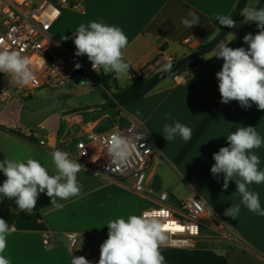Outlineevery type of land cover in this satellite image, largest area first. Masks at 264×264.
Masks as SVG:
<instances>
[{
  "label": "crops",
  "instance_id": "1",
  "mask_svg": "<svg viewBox=\"0 0 264 264\" xmlns=\"http://www.w3.org/2000/svg\"><path fill=\"white\" fill-rule=\"evenodd\" d=\"M81 10L63 8L61 15L53 23L50 34L56 42L80 62L90 63L87 56H76L73 43L74 33L80 24L91 21L120 27L128 37V47L124 57L135 72L151 73L161 71L172 58L188 55L199 45L211 40L217 33V15H229L237 0H77ZM249 5L255 6L251 0ZM258 8H264L262 2ZM193 11L199 17V25L186 27L182 20ZM244 20V19H243ZM237 22L224 40L231 41L229 47L247 48L243 37L255 35L259 29L255 22ZM234 34L232 36L231 34ZM67 37V39H64ZM212 52L192 71L161 81L141 100L123 106L111 105L109 109L84 108L91 104H70L64 99L73 90L77 97L91 94L97 79L106 76L102 70L82 74L85 81L66 85L62 99L57 98L58 109L47 113L35 125L23 121V110L35 94L52 91L55 88H41L27 97L15 94L0 115V161L5 158L38 160L55 174L51 153L57 149L66 151L77 160L75 142L83 138V125L91 121L100 132L126 125L129 117L140 120L156 145L157 153L151 170L150 185L156 190L166 191L173 202L184 199L190 191L198 193L206 202L208 214L201 226L202 238L197 248L209 249L222 255L229 264H264V217L250 212L241 204L239 215L232 219L224 212L231 205L240 204L234 181L227 189L223 188V174L213 177L211 167L215 163L213 154L221 147L228 146L226 136L239 126L256 127L264 137V110L255 104L245 109L237 101L221 103L216 73L220 71L223 60L212 57ZM81 75V74H80ZM107 75L113 76L109 73ZM7 84L12 88L16 82L10 76ZM167 81H170L169 83ZM110 92L131 84V75L122 80H109ZM100 86V85H99ZM89 87V88H88ZM102 87L100 86V91ZM84 91V93H83ZM88 91V92H85ZM60 94V93H59ZM76 98V97H75ZM71 100V99H70ZM72 101V100H71ZM95 102L92 105L104 103ZM115 115L118 121L104 120ZM171 115L192 129V137L184 142L180 137L168 142L163 137L165 123H172ZM109 124V123H108ZM16 126L17 129H13ZM32 130V136L27 132ZM172 145V147H169ZM174 151V152H172ZM260 157L261 170H264V145L253 150ZM187 154L184 164L175 156ZM94 160V158H93ZM78 163H80L77 160ZM81 164V163H80ZM83 168L77 174L82 191L79 196L58 200L62 208L51 206V198L41 193L33 212L18 210L15 198L0 199V218L16 231L7 236L4 255L10 264H71L72 256L89 258L100 253L101 244L108 238L107 223L130 215H141L149 204L121 182L107 176L94 174L91 168ZM182 178L189 190L178 191L175 178ZM6 179L0 172V185ZM259 193L261 207L264 208V183L249 186ZM213 208L214 215L210 213ZM52 233L51 245L44 248L41 233ZM76 233L77 244L69 249L66 234Z\"/></svg>",
  "mask_w": 264,
  "mask_h": 264
},
{
  "label": "clouds",
  "instance_id": "2",
  "mask_svg": "<svg viewBox=\"0 0 264 264\" xmlns=\"http://www.w3.org/2000/svg\"><path fill=\"white\" fill-rule=\"evenodd\" d=\"M240 15L244 17L242 23L255 22L259 29L255 35H244L243 41L248 47L232 48L228 46L231 41L220 40L208 59L216 57L223 60L220 71L216 73L221 103L237 101L245 109L255 104L259 110H264V8L246 4ZM188 17L191 18L182 20L186 27L199 25V17L195 12L190 11ZM215 20L228 28L237 26L231 14L217 15ZM73 43L75 55L87 56L97 73L100 70L106 75L111 73L116 80L128 77L130 63L125 60L124 52L129 41L120 27L96 21L88 25L80 24L74 33ZM171 69L172 64L166 63L161 71L170 72ZM0 72L21 86H28L35 80L29 57L16 50H0ZM167 119L172 120V123H165L163 127V137L168 142L177 136L184 142L191 140L190 127L175 121L170 114ZM142 139L144 137L140 136L134 140L119 131L109 134L105 147L111 163L117 167L126 164ZM226 140L228 146L221 147L213 154L215 163L210 171L213 177L223 174L224 189L234 181L241 200L240 204L227 208L224 215L235 219L243 204L250 212L264 217L259 193L249 187L264 183V170L258 167L260 157L253 151L264 145V137H261L256 127L239 126L226 136ZM51 157L55 174H49L45 166L32 158H5L0 161V172L6 177L0 185V199L15 198L18 210L27 214L33 212L41 193L51 198V206L57 209L63 207L58 200L79 196L82 186L77 174L83 166L71 159L68 152L59 149L53 151ZM210 213L214 215L213 208ZM107 228L108 238L100 246L98 264H166L161 248L168 246L169 238L156 213L130 215L127 219L120 217L109 221ZM15 231V225L9 226L5 219L0 218V264H10V259L4 253L7 236ZM71 264L91 262L84 256H72Z\"/></svg>",
  "mask_w": 264,
  "mask_h": 264
},
{
  "label": "built area",
  "instance_id": "3",
  "mask_svg": "<svg viewBox=\"0 0 264 264\" xmlns=\"http://www.w3.org/2000/svg\"><path fill=\"white\" fill-rule=\"evenodd\" d=\"M63 8L80 11L81 5L77 0H0V50H16L28 56L35 74V80L28 86L15 83L16 86L11 88L6 81L8 76L0 72V115L15 94L28 97L41 88H63L73 83L80 74L94 71L91 62L78 61L50 34L51 26ZM147 71L144 72L145 76L151 74L150 70ZM173 79L177 82L178 75H173ZM0 124L5 125L1 121ZM95 128L94 122L84 123V137L75 142L77 160L91 168L94 174L121 182L146 199L149 204L141 214L156 213L169 238L168 246L161 249H195L202 238L201 226L205 224L208 214L206 202L198 193L190 191L184 199L171 203L166 191L156 190L150 185L157 149L145 125L137 118L129 117L122 127L100 132ZM13 129H17L16 126ZM113 131L134 140L144 137L138 141L133 156L119 167L111 163L105 147V140ZM27 134L34 135L32 130ZM51 240L50 231L41 233L44 248L50 247ZM66 240L68 248L72 249L77 244L78 236L67 233ZM99 258L100 253L86 259L91 264H98Z\"/></svg>",
  "mask_w": 264,
  "mask_h": 264
},
{
  "label": "trees",
  "instance_id": "4",
  "mask_svg": "<svg viewBox=\"0 0 264 264\" xmlns=\"http://www.w3.org/2000/svg\"><path fill=\"white\" fill-rule=\"evenodd\" d=\"M251 0H237L234 9L231 11L232 19L239 22L244 19L240 15L241 9ZM255 7L264 2V0H254ZM229 14V15H230ZM220 30L211 40L199 45L193 52L188 55L174 57L170 62L172 69L170 72L158 71L149 75L143 72H135L129 69L131 75V84L124 88L116 87L114 92H110L107 81L114 80L113 76L106 75L97 79L98 84L102 87L101 96L109 105L123 106L129 103L137 102L147 95L161 81L180 75L182 73L192 72L204 59L206 55L212 52L215 44L224 40L231 28L216 24ZM166 259V264H229L222 256L214 253L209 249H161Z\"/></svg>",
  "mask_w": 264,
  "mask_h": 264
},
{
  "label": "rangeland",
  "instance_id": "5",
  "mask_svg": "<svg viewBox=\"0 0 264 264\" xmlns=\"http://www.w3.org/2000/svg\"><path fill=\"white\" fill-rule=\"evenodd\" d=\"M34 2H38L40 0H33ZM146 73H149V71H147ZM151 73V72H150ZM182 75H184L185 78H187L188 76L186 75V73H183ZM86 84H88L89 80H84ZM168 83L170 81H167ZM81 84L84 85V83L82 82ZM89 88V87H88ZM65 89L62 88H55L52 91H47V92H43V93H39V94H35L32 101H30L29 105L25 106L24 110H23V121L27 124L30 125H35V122L38 121L39 119H41L43 116H45L47 113L53 111V109H58V105L56 102V99H62V95L64 94ZM92 91L91 94H86L83 95L82 97H77L78 94H76L73 90L68 89L70 97L69 96H65L64 99H67L70 101L71 105L72 103H74L73 105H76L77 103L80 104H93L95 102H101V100H103L102 96H101V91H100V86L97 85L96 87H91L90 89ZM88 92V91H85ZM60 93V94H59ZM84 93V91H83ZM76 97V98H75ZM28 98V97H27ZM72 101H71V100ZM91 106H86L84 108H99V111H103L104 109L107 110L110 108V105L107 101H104L103 104H99V105H92ZM111 116L109 118H106L104 120V123L106 124V126L109 125L110 127V121L109 120H114V121H118L115 119V115L114 114H110ZM109 123V124H108ZM169 147H172V145H169ZM174 152V151H172ZM174 155L181 160V162H183L184 164L187 163V154H175ZM178 177V176H177ZM175 181V187L178 191H183L189 190V186L183 181L182 178L178 177L174 179ZM174 200H171V203ZM197 248V247H196Z\"/></svg>",
  "mask_w": 264,
  "mask_h": 264
},
{
  "label": "water",
  "instance_id": "6",
  "mask_svg": "<svg viewBox=\"0 0 264 264\" xmlns=\"http://www.w3.org/2000/svg\"><path fill=\"white\" fill-rule=\"evenodd\" d=\"M75 82H82V74L78 78L75 79Z\"/></svg>",
  "mask_w": 264,
  "mask_h": 264
}]
</instances>
